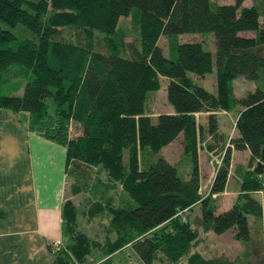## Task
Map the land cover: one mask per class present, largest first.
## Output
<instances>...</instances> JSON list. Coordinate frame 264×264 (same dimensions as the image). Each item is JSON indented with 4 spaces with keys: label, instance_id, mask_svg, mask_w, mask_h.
Here are the masks:
<instances>
[{
    "label": "trees",
    "instance_id": "16d2710c",
    "mask_svg": "<svg viewBox=\"0 0 264 264\" xmlns=\"http://www.w3.org/2000/svg\"><path fill=\"white\" fill-rule=\"evenodd\" d=\"M227 1V3H219ZM0 0V87L13 67L28 76L21 94H2V109L29 114V128L66 148V173L75 165L98 166L118 180L128 196L124 206L108 203L115 239L94 243L73 234L77 209L66 198L62 205L63 234L70 242L55 248L54 264H92L89 257L104 254L93 264H113V254L129 246L143 264H154L159 251L169 264H236L228 258L209 260L190 253L198 238L185 212L200 207L197 221L216 234L233 231L234 238L252 243L248 216L264 223L262 205L251 195L264 190V181L251 167L264 148V83L237 98L232 80L243 76L264 82V0ZM138 11L139 42L131 56L122 53L114 33L121 18ZM75 27L84 34L82 45L58 39L62 29ZM31 38L19 39L15 30ZM252 32L254 37L240 36ZM94 33L103 35L104 50L94 48ZM213 35L214 52L202 42H171L166 56L159 38L184 34ZM171 40V39H170ZM216 72V94L193 80ZM168 80L166 99L174 113L152 115L147 93L157 90L158 78ZM241 108L235 122L237 136L222 147L209 192L201 196L198 144L210 134L218 137L213 112ZM210 111L207 124L196 112ZM82 133L70 136L72 123ZM182 136L183 153L192 167L184 178L162 147ZM231 146L248 148L249 169L234 203L217 213L212 194L224 191ZM207 148H214L208 143ZM149 150L154 159L139 167L138 152ZM127 162H125L126 160ZM254 168V167H253ZM101 205L95 206L98 210ZM249 253V252H248ZM246 253L252 260L254 250ZM248 256H250L248 258ZM244 264V263H243ZM259 264H264L263 254Z\"/></svg>",
    "mask_w": 264,
    "mask_h": 264
},
{
    "label": "crops",
    "instance_id": "0c3cea01",
    "mask_svg": "<svg viewBox=\"0 0 264 264\" xmlns=\"http://www.w3.org/2000/svg\"><path fill=\"white\" fill-rule=\"evenodd\" d=\"M239 35L254 37L252 32ZM211 74L214 88L210 92L216 94L215 69ZM205 76L200 77V80ZM263 83L260 80H248L239 76L232 80L233 93L239 98ZM240 110L241 108L236 106L230 111L213 112L218 123V137L213 141V137L207 134L198 144L200 183L204 177H208L210 187L219 164L218 158L222 153L219 149L230 145V138L238 135L235 122ZM159 113H174V109L167 108ZM210 113V111H200L194 115L200 124L206 125L207 115ZM75 124L82 131L81 126ZM177 139L162 149L169 147ZM208 143H213L214 148H207ZM231 148L225 189L220 193L212 194L216 200L217 213L228 209L234 203L240 192L241 180L249 169L247 166L250 158L249 149L236 150L232 146ZM181 153L185 155L182 146ZM162 155L172 163L164 152ZM209 165H215L210 172ZM202 166L207 168L205 172ZM67 176L66 148L40 132L31 130L27 112L2 109L0 113V264H54L53 250L62 238L61 210L66 199ZM260 178L264 181V174L260 175ZM251 195L259 200L264 213V190L252 191ZM197 206L199 207L198 204ZM200 214L199 210L198 218ZM253 222L258 229H264L261 219L248 216L251 232ZM211 231H208L206 236L210 235ZM225 233H230L232 241L235 240L231 230L218 235H227Z\"/></svg>",
    "mask_w": 264,
    "mask_h": 264
},
{
    "label": "rangeland",
    "instance_id": "374dc122",
    "mask_svg": "<svg viewBox=\"0 0 264 264\" xmlns=\"http://www.w3.org/2000/svg\"><path fill=\"white\" fill-rule=\"evenodd\" d=\"M227 3V1L219 2ZM250 5L251 0H246L245 5ZM138 11L133 8L132 12L126 18H121L114 37L117 42L120 43L122 48V53L126 56H131L133 51L138 46L139 42V22H138ZM19 39L31 38L30 34L21 29L15 30ZM94 48L96 50L103 51V35L100 33H94L93 36ZM58 39L72 42L74 44L82 45L86 42V38L81 30L75 27L64 28L60 31ZM171 39V40H170ZM159 38V45L166 56L170 54L171 42L177 41H200L203 47L207 50L214 51V40L213 35L207 34H184L178 36L177 38ZM213 53V52H212ZM216 74V72H215ZM0 91L2 94H21L23 85L25 84L28 76H23L20 69L13 67L11 71L7 72L4 76ZM194 81H197L199 85H202L208 91H212L214 86L212 84V74L207 73L205 78L200 80V77L192 75ZM245 78V77H244ZM247 79V78H246ZM251 80V79H248ZM168 80L164 77L158 78L159 87L157 90L147 93V109L152 115H156L161 111H165L167 108H172L166 99V85ZM81 130L72 123L69 129L70 136L80 135ZM182 137L180 136L172 145L161 149V153L164 152L168 156L172 163L178 168L179 174L186 178L189 176L191 171L192 163L189 156L182 155L181 153ZM183 148V147H182ZM222 157V153L220 155ZM221 157L218 158L217 163L220 164ZM154 159L153 154L149 150H140L138 152V163L139 167L147 166ZM126 160V159H125ZM127 162V160L125 161ZM216 164V163H215ZM255 165H253L254 167ZM215 167V165H209L208 170ZM251 167V169H253ZM207 168L202 166L203 172ZM209 180L208 177H204L201 186V196L207 195L209 190ZM65 197L71 199L76 205L77 215L73 234L81 233L88 237L92 242L104 244L106 239L113 241L115 239V230L110 225L111 214L107 211L108 203H112L113 206H124L128 202V196L124 191L122 184L118 180H111L105 171L101 170L98 166H90L86 164H78L71 168V174L67 176ZM101 205V207H106L97 210L95 206ZM199 205V204H198ZM197 206V204H196ZM200 208L193 207L190 212H185L186 217L191 222L193 228L198 229V238L192 244L190 248V253L199 252L202 257L209 260H219L222 257H226L231 261H236V264H259V258L261 253L263 254V243H264V229H258L256 223L253 222V237L252 243L249 245L247 243L241 242V240L235 239L232 241V235L230 233H225L227 235L219 236L214 231H211L210 235L206 236V233L210 229H203L197 221L198 213ZM67 234H63L62 238L56 244L55 248L62 249L65 248L66 244L70 242ZM239 241V242H237ZM254 250V255H252V260L245 259L246 253H250ZM248 253V254H249ZM250 255V254H249ZM104 254L101 252L96 255L89 257V261L93 264L94 261H102ZM250 256H248L249 258ZM187 256H184L181 260V264H186ZM113 264H143L139 256L129 247H123L117 250L112 256ZM95 263V262H94ZM154 264H169L165 254L161 251L157 253L154 260Z\"/></svg>",
    "mask_w": 264,
    "mask_h": 264
},
{
    "label": "water",
    "instance_id": "95a60500",
    "mask_svg": "<svg viewBox=\"0 0 264 264\" xmlns=\"http://www.w3.org/2000/svg\"><path fill=\"white\" fill-rule=\"evenodd\" d=\"M254 172H256L258 175L264 174V148L262 149L261 156L256 162L254 168Z\"/></svg>",
    "mask_w": 264,
    "mask_h": 264
}]
</instances>
